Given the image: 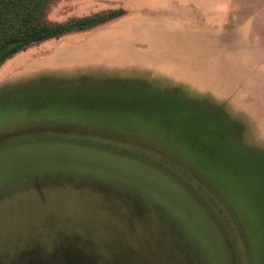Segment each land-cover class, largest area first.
Instances as JSON below:
<instances>
[{"label": "rangeland", "instance_id": "rangeland-1", "mask_svg": "<svg viewBox=\"0 0 264 264\" xmlns=\"http://www.w3.org/2000/svg\"><path fill=\"white\" fill-rule=\"evenodd\" d=\"M119 8L0 66V264H264V0Z\"/></svg>", "mask_w": 264, "mask_h": 264}, {"label": "trees", "instance_id": "trees-1", "mask_svg": "<svg viewBox=\"0 0 264 264\" xmlns=\"http://www.w3.org/2000/svg\"><path fill=\"white\" fill-rule=\"evenodd\" d=\"M57 0H0V66L15 53L70 30H82L112 20L124 10L110 9L90 16L51 22L48 7Z\"/></svg>", "mask_w": 264, "mask_h": 264}]
</instances>
